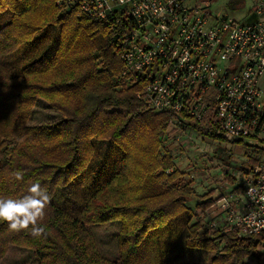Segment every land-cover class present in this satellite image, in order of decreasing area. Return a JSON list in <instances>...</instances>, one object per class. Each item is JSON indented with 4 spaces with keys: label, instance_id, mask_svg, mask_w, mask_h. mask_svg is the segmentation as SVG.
<instances>
[{
    "label": "trees",
    "instance_id": "trees-1",
    "mask_svg": "<svg viewBox=\"0 0 264 264\" xmlns=\"http://www.w3.org/2000/svg\"><path fill=\"white\" fill-rule=\"evenodd\" d=\"M57 3L0 0V20L9 17L0 24V197L20 198L33 182L51 197L39 235L0 221V253L17 244L39 264H176L169 256L181 244L213 254L212 264L258 255L264 232L244 239L204 225L197 212L217 200L198 195L175 165L171 118L145 104L147 81L123 76V30ZM41 98L64 116L57 126L28 127ZM246 150L244 173L264 156ZM113 222H121L118 262L88 231Z\"/></svg>",
    "mask_w": 264,
    "mask_h": 264
},
{
    "label": "built area",
    "instance_id": "built-area-1",
    "mask_svg": "<svg viewBox=\"0 0 264 264\" xmlns=\"http://www.w3.org/2000/svg\"><path fill=\"white\" fill-rule=\"evenodd\" d=\"M219 1L58 0L57 5L123 30V76L147 81L143 100L151 111L170 116L172 142L184 136L194 141L201 133L209 145L264 148V0H254L241 20L216 16L211 9ZM239 177L242 197L235 198L236 205L226 200L222 225L211 227L250 239L264 232V156Z\"/></svg>",
    "mask_w": 264,
    "mask_h": 264
},
{
    "label": "rangeland",
    "instance_id": "rangeland-1",
    "mask_svg": "<svg viewBox=\"0 0 264 264\" xmlns=\"http://www.w3.org/2000/svg\"><path fill=\"white\" fill-rule=\"evenodd\" d=\"M253 1L220 0L212 6L211 10L218 17L229 14L241 20L244 13L253 4ZM40 18V15L36 14L34 22H37ZM8 19L9 17H5L4 20H0V24ZM63 120L64 116L46 100L41 98L36 101L27 125L30 128L55 127ZM201 135V133H198V137L195 136L194 141L184 136L182 140H179L180 142L171 143L170 149L174 154L175 165L193 180L192 187L195 188L197 194L200 196L206 195V197H211L210 195L214 194L213 191L219 192V190L225 193L226 191L229 193L236 192V187L240 185L239 173L241 175L242 168H249V157L245 155L247 147L242 144L230 145L223 141H219L218 145H209L202 141ZM245 142L250 144L251 141L246 140ZM253 144L258 145L257 142H253ZM248 154L253 156L258 155L255 150L248 151ZM230 178L236 179V181L230 182ZM195 203L190 202V207L195 205ZM204 213L201 212V215H199L201 220L203 218V223L206 218ZM219 217L213 219L212 221L214 222H206V226L208 227V224L210 226L214 224L222 225L223 217ZM120 230L121 222L88 227V231L94 237L103 257L113 262H118L120 257ZM188 238L189 233L186 232L181 238V242L185 243L184 241ZM261 246L262 250L259 251L260 247L258 248V255L248 257L240 264H264V243ZM174 252L175 257L181 256L180 264H210L211 259L214 257L213 254H207L204 251L199 250L198 252H194L191 249L185 248L183 244L176 248ZM0 264H39V259L36 252L32 249L10 243L7 246L5 254L2 255L0 253Z\"/></svg>",
    "mask_w": 264,
    "mask_h": 264
},
{
    "label": "clouds",
    "instance_id": "clouds-1",
    "mask_svg": "<svg viewBox=\"0 0 264 264\" xmlns=\"http://www.w3.org/2000/svg\"><path fill=\"white\" fill-rule=\"evenodd\" d=\"M13 177L17 181L23 179L19 170L13 173ZM50 199L47 188L33 182L27 188V194L20 198L0 197V221L7 222L10 230L20 231L31 227L33 234L39 235L43 231L39 225L45 217Z\"/></svg>",
    "mask_w": 264,
    "mask_h": 264
},
{
    "label": "crops",
    "instance_id": "crops-1",
    "mask_svg": "<svg viewBox=\"0 0 264 264\" xmlns=\"http://www.w3.org/2000/svg\"><path fill=\"white\" fill-rule=\"evenodd\" d=\"M237 187H239V185ZM237 187H236V189H237ZM213 192H214V194H212V198L214 200H217V202L214 206H212L210 209L205 211L204 214H205L206 218L204 220V225H207L206 222H210V221L214 222L212 220L220 218L219 216H221V218L223 217L224 212L222 209V205L225 203L226 200L229 202H232V205H236L235 198L242 197L241 193H239L237 191L234 193H229L227 191L225 193V192H221L220 190H219V192H215V191H213ZM197 213H198V215H201V211H198ZM208 226H209V224H208ZM261 250H262V246H260V248H259V251H261ZM174 253L175 252H173L169 256V260H171L172 262H175L176 264H180L179 261L182 259L181 256L175 257ZM207 254H211V253H207ZM211 261H212V259H211ZM210 264H212V262Z\"/></svg>",
    "mask_w": 264,
    "mask_h": 264
}]
</instances>
